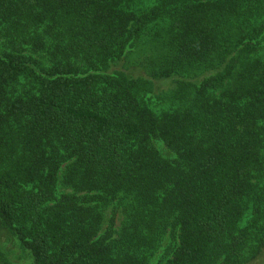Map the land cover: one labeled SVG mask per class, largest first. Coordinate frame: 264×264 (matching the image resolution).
<instances>
[{
  "label": "trees",
  "instance_id": "trees-1",
  "mask_svg": "<svg viewBox=\"0 0 264 264\" xmlns=\"http://www.w3.org/2000/svg\"><path fill=\"white\" fill-rule=\"evenodd\" d=\"M140 2L0 0V226L33 264H264V0Z\"/></svg>",
  "mask_w": 264,
  "mask_h": 264
},
{
  "label": "rangeland",
  "instance_id": "rangeland-1",
  "mask_svg": "<svg viewBox=\"0 0 264 264\" xmlns=\"http://www.w3.org/2000/svg\"><path fill=\"white\" fill-rule=\"evenodd\" d=\"M152 2L153 0H141L140 7L143 8L151 4ZM135 59L137 58L135 57ZM121 64H123L122 68H121ZM127 65H129V61L124 60L122 63H119V65L116 66L121 69H126ZM170 86H171L170 81H164V82L161 81L160 83H157L156 90H165L167 88L169 89ZM0 244L3 247V250L7 254L8 258L14 264H33V259L29 251L21 248L20 243L13 236H11L6 231L5 228L1 226H0Z\"/></svg>",
  "mask_w": 264,
  "mask_h": 264
}]
</instances>
